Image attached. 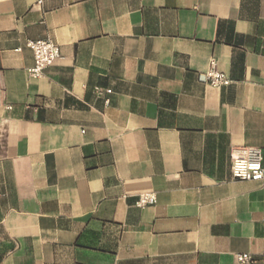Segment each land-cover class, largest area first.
<instances>
[{
    "label": "crops",
    "instance_id": "obj_1",
    "mask_svg": "<svg viewBox=\"0 0 264 264\" xmlns=\"http://www.w3.org/2000/svg\"><path fill=\"white\" fill-rule=\"evenodd\" d=\"M243 148H264V0H0V264H264Z\"/></svg>",
    "mask_w": 264,
    "mask_h": 264
},
{
    "label": "built area",
    "instance_id": "obj_2",
    "mask_svg": "<svg viewBox=\"0 0 264 264\" xmlns=\"http://www.w3.org/2000/svg\"><path fill=\"white\" fill-rule=\"evenodd\" d=\"M26 47L32 51L34 57V65L28 70L29 77L32 79L43 78L45 71L61 58L60 47L50 38L28 41ZM201 78L214 88L229 86L232 83L230 78L218 69L217 60L214 58L210 61L209 70ZM95 92L99 96L112 94L111 90L104 92L99 88ZM109 103L110 100L106 99V104ZM231 161V172L234 179L252 182L264 181V148H243L239 152L232 153ZM156 203L155 194H141L137 198L136 205L139 208H145ZM236 263L255 264V259L248 254H238Z\"/></svg>",
    "mask_w": 264,
    "mask_h": 264
}]
</instances>
